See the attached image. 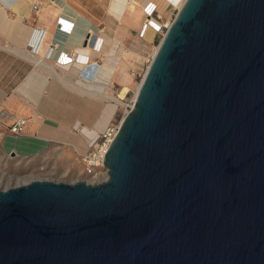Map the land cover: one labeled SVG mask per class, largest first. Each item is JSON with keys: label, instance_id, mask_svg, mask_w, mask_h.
<instances>
[{"label": "water", "instance_id": "1", "mask_svg": "<svg viewBox=\"0 0 264 264\" xmlns=\"http://www.w3.org/2000/svg\"><path fill=\"white\" fill-rule=\"evenodd\" d=\"M103 163L0 189V264H264V0H184Z\"/></svg>", "mask_w": 264, "mask_h": 264}, {"label": "crops", "instance_id": "2", "mask_svg": "<svg viewBox=\"0 0 264 264\" xmlns=\"http://www.w3.org/2000/svg\"><path fill=\"white\" fill-rule=\"evenodd\" d=\"M62 1L66 6L63 13L59 6L53 3V0H20L17 10L7 8L14 12L13 16L7 18L4 15L0 20V121L3 123L2 126L10 131V126L15 121L24 120L22 130L18 134L9 135L11 138L20 139L19 141L22 139L25 143L23 149L26 151L32 150L40 143L43 145L56 139L59 141L69 139L70 131L76 130L74 125L89 124L99 113V108L102 112L104 104L102 98L100 99L97 95L90 96L73 87L70 89L67 87L65 77H69L67 75L73 66L72 63H60L57 58L56 63L50 64L56 70L52 72L43 64L32 63V58H26L24 42L30 31L31 23L25 21L32 18L33 26L42 34L46 31L50 33L46 41L48 46L55 43V55L58 52H61L60 55L62 52L68 55L76 54L77 48L83 44L85 39L80 46L67 42L68 33L66 34L59 26L57 27V16L62 15L73 21L75 25H81L79 30L81 27L84 29L85 37L92 30L94 37L87 50L91 51L93 47H97L94 45L97 40L102 42L104 48L112 45V53L118 51L130 34L136 33L141 23V17H137L134 12L122 10L119 13L117 7L112 8L114 0ZM35 2L39 3V7L32 14L31 7ZM14 27L16 31L20 30V36L8 32ZM10 40L18 45L16 51L3 46L4 42L8 43ZM102 52L93 55L89 61L98 63L100 60L104 61L103 58L100 59ZM35 53L33 58H40L38 51ZM55 55H52L54 60ZM50 57L51 50L41 58L49 64L52 63ZM112 61H115V57ZM82 69L83 67L80 71ZM90 77L91 80L82 79L76 74L71 79L87 86L91 83L94 90H100V80L104 78L99 70ZM99 120L98 117L95 124H99ZM84 144L81 148H84L86 145Z\"/></svg>", "mask_w": 264, "mask_h": 264}, {"label": "rangeland", "instance_id": "3", "mask_svg": "<svg viewBox=\"0 0 264 264\" xmlns=\"http://www.w3.org/2000/svg\"><path fill=\"white\" fill-rule=\"evenodd\" d=\"M148 3L152 5V12L150 13V17L147 16V18H155V20H157L158 22V26H156L152 38L150 40L146 39L144 31L146 26H148L149 22L147 19H145L146 13L143 9V11H140V14L137 15V17H141V23L139 24L136 33L130 34L121 46L125 52H129L132 54L134 53L140 57V62L136 63L134 66L130 65L127 68L128 81H126L125 83L127 85V91L124 97H122L119 102L115 101V97L119 95V92L121 91L125 82L124 78H121L118 72L120 68V61L117 55V57L113 56L111 58L105 57L103 56V54L100 55V59L103 58V60L105 61L108 60L107 62L114 64L116 68L118 67V70H116L114 74L115 76L112 78L111 82V79H108V77L105 78L103 75L100 74L104 78V80H100V90H94L93 85L91 86V84L87 86L82 83H76L75 81L70 84L76 85L78 87L81 85L82 87L95 91V94L93 95H90L89 93L87 94H89L90 96L97 95V97H99L100 99L102 98L104 105L109 103L115 104L113 114L111 115L109 120L104 123L105 129L107 128V126H117L124 114L127 112V110H129L132 106L134 102L133 100L135 97L136 88L141 83L144 77L146 69L152 60L153 52L156 46H158L163 34L165 33L168 24L173 20L176 12L178 11V7L175 6L173 3L168 2L165 5H162L161 0H148ZM37 7H39V3L35 2L34 4H32V14L35 13V9ZM4 12L7 18L13 16L14 14L11 9L7 8L4 9ZM60 17L63 16L60 15L56 18L57 27H61L59 24ZM27 21L31 23L29 26L30 30L36 28L33 26L32 18L30 20L27 19L25 22ZM64 32L67 34L66 31ZM93 37L94 35L91 32L86 35L83 44L77 48V53H74L75 55L73 59L78 60V54L80 53L79 50H83V48L85 47V49H89ZM46 44L47 46L49 45L47 41ZM54 44L48 46L49 49L47 51L48 54V52L51 50L50 59H52V63L49 64L52 65L56 63V59L61 56V52H58L55 55ZM3 46L9 47L8 49H12L13 51H16V48L18 47L16 42L12 40L8 41V43L4 42ZM36 48L25 43L24 54L26 58H33V55H36L35 52H37ZM52 55H55V60L54 58H52ZM114 57L115 61H112ZM101 62L102 60H100L99 63ZM99 63L93 61H85L83 69L77 73V76L81 77L82 79L91 80L90 76H93L98 72ZM66 85L69 89L72 88V86H70L69 84ZM75 90L79 91V89ZM80 92L82 91L80 90ZM104 92L110 94L112 98L101 97L100 94ZM103 111L104 110L102 109V112ZM98 112L99 113L89 124L85 125L77 123L76 125H74L76 130L70 131V133L68 134L69 139H64V141H59L58 139H56L48 141L43 145L42 143H40L39 146L33 147V149L30 151H26L25 149H23L25 143L22 139L21 141H19L20 139L18 138H11L10 135L13 132L11 130L10 132L7 127H3V123L0 121V189L15 186L17 184H21L32 179L64 182L84 180L87 182H93V179H91V177L88 176L84 171V165L81 160V154L91 149L92 145L84 144L85 138L83 133L84 128H93L96 125V120L98 119V117L100 119L102 115L100 108ZM102 131L100 130V132ZM82 144L85 145L84 148H81ZM11 151L14 152V155H12Z\"/></svg>", "mask_w": 264, "mask_h": 264}, {"label": "bare ground", "instance_id": "4", "mask_svg": "<svg viewBox=\"0 0 264 264\" xmlns=\"http://www.w3.org/2000/svg\"><path fill=\"white\" fill-rule=\"evenodd\" d=\"M114 6H112V8L117 7V9L119 10V13L122 12V10H127L128 12H134L136 15L140 14V11H143V9L145 8V6L148 3V0H114ZM20 2V0H0V20L1 18H3V16L5 15L4 13V9L5 8H11L13 10H17L18 7V3ZM173 3L175 6H177L178 8L182 5V3L184 2V0H161L162 5H165L166 3ZM53 3L57 4L59 6V8L61 9L62 13L65 11L66 6L64 1L62 0H53ZM140 8V10H139ZM144 13V12H143ZM147 14H145V19L148 20V26H146L145 28V35H146V39L150 40L154 34V30L156 28V26H158V22L157 20H155V18H147ZM171 23V22H170ZM170 23L168 24V26L170 25ZM60 26L59 28H61L63 31H66L68 33V37H67V42L69 43H75L77 45H81V42L83 41V39L85 38V33H84V29L81 27V29L79 30L81 25H75V23L73 21H70L69 19L60 18V22H59ZM1 25V22H0ZM8 32H12L15 35L20 36V30L16 31V28L14 27L13 29L10 28ZM90 32L92 33V30H90ZM50 37V33L49 32H44L42 34V32L37 29L34 28L32 30H30L27 34V36L25 37V43L33 46L34 48H36V50L38 51V53L41 55L40 58H32V63L35 62L36 64H43L44 66H46L50 71L52 72H56V70L54 69V67L50 64H47L46 62L43 61V59L41 58L44 54H47L48 51V46L46 44V39ZM85 40V39H84ZM94 45L97 47H93L91 51L83 48V50H79L80 53L78 54V60H74V54H70V56H72V60L69 63H72L73 66L70 69L69 72V77H65V81L70 85L73 81L71 79V77H73L74 75H76L78 72H80V69L83 67L85 61L88 62L91 57L95 54H100L101 51H103V56L105 57H109L111 58L112 56H118L119 57V61H120V68H119V75L121 78H124V84L123 87L121 89V91L119 92V95L117 97H115V101L119 102L120 99L122 97H124L126 91H127V85L125 84L126 81H128L127 79V68L130 65H135L136 63L140 62V57L137 56L136 54H132L129 52H125L122 47L120 46V48L118 49L117 52L112 53V48L113 46L110 45L108 48L107 47H103L102 42H98L97 40L94 42ZM157 47L155 48L154 52H153V56L157 50ZM87 51V52H86ZM115 54V55H113ZM69 55L62 52L61 54V59H66ZM116 56V57H117ZM108 60H104L101 63H99V73L101 75H103L105 78L108 77V79H111L110 82L112 81V78L115 76V72L116 70H118L114 64L107 62ZM68 63V62H67ZM91 84V83H90ZM140 85V84H139ZM139 85L136 88V93L135 96L137 94V91L139 89ZM75 89H79L82 92H86L89 93L90 95L95 94V91L87 89L85 87L82 86H76V85H70ZM92 86V84H91ZM101 97L104 98H112V96H110V94H107V92L101 93L100 94ZM119 98V99H118ZM135 100V97H134ZM133 100V101H134ZM115 109V104H106L104 105L103 108V112L102 115L100 117L99 120V124L97 123L93 128H84V138H85V144H90L95 137L98 135V133H100V130H104L105 129V125L104 123H106V121L109 120V118L111 117V115L113 114ZM128 111V110H127ZM104 125V127H103ZM103 127V128H102ZM84 146V145H83Z\"/></svg>", "mask_w": 264, "mask_h": 264}, {"label": "built area", "instance_id": "5", "mask_svg": "<svg viewBox=\"0 0 264 264\" xmlns=\"http://www.w3.org/2000/svg\"><path fill=\"white\" fill-rule=\"evenodd\" d=\"M152 5L147 3L144 10L145 13L150 17V13L152 12ZM66 59H61L59 57L60 63H69L72 60V56H66ZM24 125V120L19 119L15 121L11 126L10 130L14 134H18ZM118 129L117 126H107L105 130L98 133L95 139L90 143L91 149L81 154V160L84 165L85 173L93 179V182H98L104 180L107 177V168L104 165V155L105 152L112 141L114 135L116 134Z\"/></svg>", "mask_w": 264, "mask_h": 264}]
</instances>
